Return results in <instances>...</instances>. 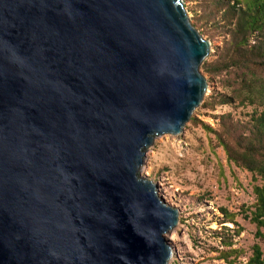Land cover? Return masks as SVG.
<instances>
[{
  "label": "water",
  "instance_id": "obj_1",
  "mask_svg": "<svg viewBox=\"0 0 264 264\" xmlns=\"http://www.w3.org/2000/svg\"><path fill=\"white\" fill-rule=\"evenodd\" d=\"M183 0H0V264H169L140 176L209 85Z\"/></svg>",
  "mask_w": 264,
  "mask_h": 264
},
{
  "label": "rangeland",
  "instance_id": "obj_2",
  "mask_svg": "<svg viewBox=\"0 0 264 264\" xmlns=\"http://www.w3.org/2000/svg\"><path fill=\"white\" fill-rule=\"evenodd\" d=\"M183 1L192 24L212 43L201 66L209 90L181 134L155 137L139 174L156 185L168 205L179 210L178 228L167 235L173 248L169 264H246L256 244L264 251V237L257 236V226L250 220L256 203L254 187L262 181L228 159L216 133L226 130L227 121L231 126L242 125L240 133L245 131L262 107L238 101L209 104L216 96H230L239 75L235 70L211 74L203 68L205 63L223 59L231 37L221 20L220 25L211 20L204 0ZM194 118L213 131L193 124ZM224 210L233 220L227 219Z\"/></svg>",
  "mask_w": 264,
  "mask_h": 264
},
{
  "label": "trees",
  "instance_id": "obj_3",
  "mask_svg": "<svg viewBox=\"0 0 264 264\" xmlns=\"http://www.w3.org/2000/svg\"><path fill=\"white\" fill-rule=\"evenodd\" d=\"M211 20L221 24L226 35H230L221 61L203 65L205 72L216 74L225 70L239 73L230 96L212 98L215 103L232 104L238 101L244 105L258 104L261 112L252 124L241 132L239 123L230 125L221 133H216L219 145L223 146L228 159L251 172L261 185L254 187L256 203L251 213V221L257 226V236L264 237V0H204ZM213 18V19H212ZM220 18V19H218ZM221 20V21H220ZM207 103V102H206ZM203 105L209 107V105ZM193 124H201L207 131L211 127L197 118ZM239 133V134H238ZM227 219L232 218L224 210ZM246 264H264V251L256 244L253 255Z\"/></svg>",
  "mask_w": 264,
  "mask_h": 264
}]
</instances>
